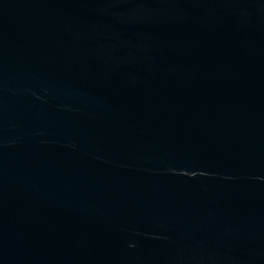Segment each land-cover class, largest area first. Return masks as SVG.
<instances>
[{"label":"water","instance_id":"1","mask_svg":"<svg viewBox=\"0 0 264 264\" xmlns=\"http://www.w3.org/2000/svg\"><path fill=\"white\" fill-rule=\"evenodd\" d=\"M0 264H264V0H0Z\"/></svg>","mask_w":264,"mask_h":264}]
</instances>
